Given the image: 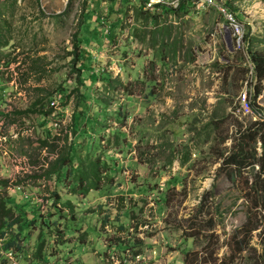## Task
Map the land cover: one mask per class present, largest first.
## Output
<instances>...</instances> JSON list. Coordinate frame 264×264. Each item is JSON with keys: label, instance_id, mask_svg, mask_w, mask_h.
<instances>
[{"label": "rangeland", "instance_id": "obj_1", "mask_svg": "<svg viewBox=\"0 0 264 264\" xmlns=\"http://www.w3.org/2000/svg\"><path fill=\"white\" fill-rule=\"evenodd\" d=\"M11 1L12 15H4L11 40L0 61V182L6 183L0 198L14 202V217L50 225L57 220L46 214L55 176L45 175L73 140L77 102L64 95L74 87L67 53L77 30L94 61L93 76L82 73V79L97 122L87 121L84 136L111 172L85 196L60 193L73 211L60 212L54 256L45 255L51 233L40 231V222L30 227L23 220L20 231L6 230L0 240V259L183 264L192 251L197 264H264V204H256L254 195L245 198L257 168L244 169L232 182L223 165L236 130L253 122L238 115L242 93L264 121V80L255 85L261 94L253 102L246 41L264 53V0H215L243 25L242 50L231 39L228 45V33L220 35L224 22L216 9H198L190 0H171L183 8L174 17L177 25L161 35L147 20L160 9H138L139 0H73L69 7V0H0V7ZM37 99L43 111L52 109L50 116H14ZM78 152L85 156L82 148ZM18 232L22 252H5L3 244Z\"/></svg>", "mask_w": 264, "mask_h": 264}, {"label": "trees", "instance_id": "obj_2", "mask_svg": "<svg viewBox=\"0 0 264 264\" xmlns=\"http://www.w3.org/2000/svg\"><path fill=\"white\" fill-rule=\"evenodd\" d=\"M35 1L38 2V0ZM69 1L70 3L68 2L67 4L68 7L73 0ZM96 1L105 2L103 0H94V3H96ZM109 1L112 2L113 0ZM139 3L140 5L138 6V9H141V5L143 6L144 0H139ZM15 5V1H11L10 3H4L0 7V61L2 49L7 47L11 40L9 29L10 25L4 15H12ZM182 8L183 7L181 4H178L177 8L175 9L166 6L159 7L162 14H173V16H176L177 13L182 10ZM161 13L158 15H152L151 17L147 18V20L156 21L159 17H161ZM233 15L235 18H237L235 13H233ZM82 25V23L79 24V26ZM94 33L95 31H93L91 34ZM86 41L87 38L83 39L82 41V38H80L77 30L71 37V50L67 53V56L71 58V73L74 75V87L67 95H64V98L65 100H68L71 97L77 102V106L72 110L70 125L73 140L67 151L64 154H61V159H57L48 165L45 175L47 180L55 176L54 186L49 197L51 199V205L48 209H46V212L48 210L46 214L47 217L52 218L57 216V220H54L50 225L48 221H41L35 217L28 219V216L23 217L21 214H18L14 217V211L17 209L14 202L9 198H0V240L4 238L6 230H17L16 226L18 227V225L23 222V220L26 221L27 225L30 227L34 226L35 223L40 222V231L45 228L47 234L51 233L52 235L53 243L49 242V247L47 253L45 254L47 257L54 256L55 252H58L56 245L54 244L56 242L54 233L55 231L57 232L55 226L59 224L58 220L62 217L60 214L61 210H64L67 213H71L73 211V205L71 203L62 202L61 199H59L60 193H65L68 195L81 194L82 196H85L92 190L100 189L102 187L100 183L102 179L101 177L105 176L106 178L107 173L111 172L109 165H107L105 161L101 160V158L97 156L96 153H92L91 148L93 145L91 143L88 144L84 136V134H86L87 123L90 121L97 122V118L90 115L89 108L87 107L89 97L87 93V87L82 79V73L87 77L89 76V78H91L94 73V61L84 49ZM246 41L248 45L247 53L252 64L255 79V84L251 92V98L254 102L261 94L260 87L255 85L260 84L264 80V53L253 52L251 50L252 43L250 42L249 37H247ZM37 92L40 93L41 91L37 90ZM62 93L64 94V92ZM40 100L41 99H37L30 105L28 109L23 112H17L14 114V116L22 117L28 116L29 114L44 117L50 116V114L53 112L52 109L49 111H43L44 107L42 105L40 106ZM252 105H254V103ZM64 107L65 105L62 104L61 108ZM254 112L260 113L257 110H254ZM0 116L5 117L1 114ZM236 132L237 137L234 139V142H232L231 149L229 150L228 154L225 158H223V165L228 166L229 168L228 178L233 182L236 178V175L240 174V172L244 171V169L249 168L251 172H253V168L256 167L257 170L253 175L254 180L251 182L250 186L246 187L247 194L245 198H248L249 195H254L256 204H264V121L256 120L250 122L245 126V128H243V130H240L239 128L236 130ZM41 144L44 145L43 142ZM257 144H259L260 148V153L258 154L256 152ZM81 148L85 151V156L83 158L78 152V149ZM5 186V182H0V188H4ZM65 190H67V193ZM201 206L202 204H200L198 208L200 209ZM19 210L22 213L24 212L26 215L28 214L22 208ZM18 231H20L19 227ZM17 236H19V232L16 235H13L8 241H6V243L3 244V250L5 252H8L12 248L22 252V249L19 246L20 241H15ZM40 236L42 239H45L41 232ZM190 239L193 241L192 237H190ZM59 243H61V241ZM42 246L43 240L38 245L37 251L34 255V259L37 261L40 259ZM6 263L7 261L5 258L0 259V264ZM197 263V253H192V251L185 253L183 264Z\"/></svg>", "mask_w": 264, "mask_h": 264}, {"label": "built area", "instance_id": "obj_3", "mask_svg": "<svg viewBox=\"0 0 264 264\" xmlns=\"http://www.w3.org/2000/svg\"><path fill=\"white\" fill-rule=\"evenodd\" d=\"M191 3H194L195 6L199 9L202 7H212L216 9L222 16L224 26L220 35L225 37L228 33L232 42V46L235 50L244 49V27L243 25L234 17L233 13L224 9L219 5L215 0H190ZM166 6L172 7L173 9L177 8V1L171 0H144L143 9L144 10H154L159 7ZM238 115L242 118L251 119L253 121L261 120L262 116L259 113H256L252 110L249 99L246 96V93H242L238 97ZM5 139H0V142ZM12 156V155H10ZM20 162L24 167H28L27 160L25 158H20Z\"/></svg>", "mask_w": 264, "mask_h": 264}, {"label": "crops", "instance_id": "obj_4", "mask_svg": "<svg viewBox=\"0 0 264 264\" xmlns=\"http://www.w3.org/2000/svg\"><path fill=\"white\" fill-rule=\"evenodd\" d=\"M135 1V0H134ZM143 8V6H141ZM161 13V12H160ZM158 13H156V15H158ZM161 15V18H162V22H159L158 24L156 23V21H148V28L152 29V30H159L160 29V32L162 33H159L157 35H161L163 34L164 32L168 31L166 29H169L171 27V25H174L176 26L177 25V22L175 21V16H173V20H170L171 19V16L170 15H165L164 13L160 14ZM168 17V19H167ZM160 18V17H159ZM164 18H166L167 20H165ZM172 21V22H171Z\"/></svg>", "mask_w": 264, "mask_h": 264}, {"label": "water", "instance_id": "obj_5", "mask_svg": "<svg viewBox=\"0 0 264 264\" xmlns=\"http://www.w3.org/2000/svg\"><path fill=\"white\" fill-rule=\"evenodd\" d=\"M227 38H228V40H227L228 45H230V38H229V35L227 36Z\"/></svg>", "mask_w": 264, "mask_h": 264}]
</instances>
